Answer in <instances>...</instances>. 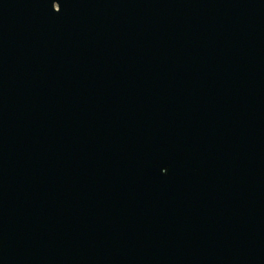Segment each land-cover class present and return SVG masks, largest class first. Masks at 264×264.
I'll use <instances>...</instances> for the list:
<instances>
[{
  "label": "water",
  "instance_id": "1",
  "mask_svg": "<svg viewBox=\"0 0 264 264\" xmlns=\"http://www.w3.org/2000/svg\"><path fill=\"white\" fill-rule=\"evenodd\" d=\"M0 264H264V0H0Z\"/></svg>",
  "mask_w": 264,
  "mask_h": 264
}]
</instances>
